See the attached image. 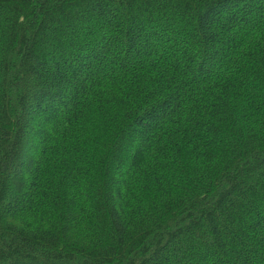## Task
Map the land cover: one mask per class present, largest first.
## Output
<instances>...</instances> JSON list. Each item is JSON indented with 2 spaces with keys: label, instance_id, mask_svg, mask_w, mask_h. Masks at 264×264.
Instances as JSON below:
<instances>
[{
  "label": "trees",
  "instance_id": "1",
  "mask_svg": "<svg viewBox=\"0 0 264 264\" xmlns=\"http://www.w3.org/2000/svg\"><path fill=\"white\" fill-rule=\"evenodd\" d=\"M0 264H264V0H0Z\"/></svg>",
  "mask_w": 264,
  "mask_h": 264
}]
</instances>
